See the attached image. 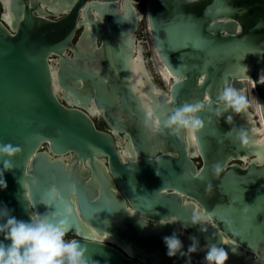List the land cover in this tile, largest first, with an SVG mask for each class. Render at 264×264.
<instances>
[{
	"label": "water",
	"instance_id": "95a60500",
	"mask_svg": "<svg viewBox=\"0 0 264 264\" xmlns=\"http://www.w3.org/2000/svg\"><path fill=\"white\" fill-rule=\"evenodd\" d=\"M2 10L0 148L19 150L0 153V171L11 165L0 207L27 220L67 205L68 234L99 264H173L162 244L173 231L185 247L190 235L223 247L225 264H264V157L253 137L264 126V0H144L146 38L169 77L158 91L144 66L147 107L129 78L135 0H9L10 26ZM228 86L251 90L258 114L249 106L218 118ZM205 98L201 129L164 128L172 110ZM149 111L156 130L144 123ZM194 213L209 215L206 231L191 225Z\"/></svg>",
	"mask_w": 264,
	"mask_h": 264
},
{
	"label": "clouds",
	"instance_id": "9594fccd",
	"mask_svg": "<svg viewBox=\"0 0 264 264\" xmlns=\"http://www.w3.org/2000/svg\"><path fill=\"white\" fill-rule=\"evenodd\" d=\"M203 78V77H202ZM207 103L203 102L184 104L175 108L163 120L164 128L172 133H179L187 130L192 134L201 129L202 120L198 117ZM217 107L215 115L219 118L224 113H241L248 107L245 96L240 94L231 86L223 87L217 96ZM225 122H230L231 116H224ZM150 129H155V118L151 111L147 113L144 121ZM243 138V133L240 134ZM247 142L246 140L244 141ZM19 149L9 147L0 148V153H6L11 157ZM3 170L11 169V165L5 161ZM3 170L0 171V190L6 188L3 179ZM12 210L3 205L0 207V264H99L98 261L85 257V248L74 238L68 237L67 219L71 214V208L65 205L63 211L51 210L43 214L30 213L27 220L18 219L11 215ZM175 217L170 222H175ZM205 221H209V215L194 213L191 216V225H201L199 231L204 232ZM165 221H162V224ZM189 243L186 247L180 237L173 231L171 234L162 237V244L165 248V255L175 260L184 258L185 264H190L191 254L204 250V264H225L228 253L215 242L200 245L196 236H189Z\"/></svg>",
	"mask_w": 264,
	"mask_h": 264
},
{
	"label": "bare ground",
	"instance_id": "6f19581e",
	"mask_svg": "<svg viewBox=\"0 0 264 264\" xmlns=\"http://www.w3.org/2000/svg\"><path fill=\"white\" fill-rule=\"evenodd\" d=\"M8 3L9 0H0V4L1 7H3L2 10V17L4 19V21L10 26L11 25V17L10 14L8 12ZM42 9H45V7H42ZM140 16V15H139ZM147 44L150 50H152L151 45L149 43V41L147 40ZM137 53L134 56V62H133V66L131 68V74H130V82H131V86L134 89V91L136 92V94L138 96H140V98L142 99V103H144V105L147 107V96L145 94V87H144V81H143V77H142V71L144 72V74H147V71L144 69V66L146 67L144 58H143V54H142V47L141 45L137 42ZM52 62H54V60H51ZM151 63H153V68H155L157 70V74L160 77V80H162L164 83H166V81L168 80L169 77L168 73L164 70H162V65L160 64V61L158 60V58L156 57L155 52L152 50V59H151ZM161 67V68H160ZM53 90L55 92V94L59 95V89L56 85L53 86ZM158 91L160 89H157ZM240 94H242V92H239ZM249 106L252 108V110L258 114V107H257V103H256V98L254 96V94H252L251 90L249 92ZM89 113L93 116V117H97V115H99V111H97L93 106H90L88 108ZM254 127V126H252ZM253 137H254V141L259 144V148L260 151L263 153H261V157L258 159L260 160L262 157H264V126L261 125V127H254L253 128ZM118 142L121 144L122 139L118 138ZM262 149V150H261ZM120 156L123 159H126L127 154L125 151H123L122 149L119 151ZM193 155L196 154L195 151H192ZM64 158H69L68 156H65ZM86 234L88 235V237H90L91 239H95V240H99V241H106V242H113L112 238L108 235L105 234H97L96 232L92 231L91 229L86 230ZM122 249L124 250V252L130 256V257H134V254L132 252V250L130 249L128 244H121ZM241 253V251H240ZM247 256V255H246ZM202 264H204L203 261V257H202Z\"/></svg>",
	"mask_w": 264,
	"mask_h": 264
},
{
	"label": "rangeland",
	"instance_id": "374dc122",
	"mask_svg": "<svg viewBox=\"0 0 264 264\" xmlns=\"http://www.w3.org/2000/svg\"><path fill=\"white\" fill-rule=\"evenodd\" d=\"M136 2V8L138 10V12L142 15V18L140 19V21L138 22V26H136V31H135V35H136V39H137V42L141 45L142 47V53L144 55V57L146 58H149V60H146L145 62V65L146 67L149 69V72L152 76V79L155 83V85L160 89L163 87V84L161 82V80L158 78V76L154 73L153 71V68H152V65H151V53L148 52V45H147V42H146V33H145V19H144V0H135ZM242 95L245 96L246 100L248 101L249 100V92L247 91L246 93H242ZM248 106H249V101H248ZM94 120V123L95 125L100 128V129H106L105 125L96 117L93 118ZM198 161V160H196ZM199 162V161H198ZM197 162V163H198ZM68 237H71L73 238V235L71 234H68Z\"/></svg>",
	"mask_w": 264,
	"mask_h": 264
},
{
	"label": "flooded vegetation",
	"instance_id": "af4514ba",
	"mask_svg": "<svg viewBox=\"0 0 264 264\" xmlns=\"http://www.w3.org/2000/svg\"><path fill=\"white\" fill-rule=\"evenodd\" d=\"M146 42H147V38H146ZM148 45V44H147ZM148 52H150L151 53V56H152V50H150L149 48H148ZM143 54V53H142ZM143 58H144V61H146V60H149V58H146V57H144V55H143ZM152 59V58H151ZM150 59V60H151ZM147 65V64H146ZM151 65H152V68H153V63H151ZM146 68V70L149 72V69L147 68V67H145ZM156 69L155 68H153V71H154V73L158 76V78L160 79V77H159V75L157 74V72L155 71ZM154 82V81H153ZM162 82V81H161ZM163 84V83H162ZM163 88V87H162ZM161 88V89H162ZM249 107V106H248ZM92 118H94L93 116H92ZM96 118H98V117H96ZM101 122H102V120L100 119V118H98ZM94 121V120H93ZM103 123V122H102ZM95 124V123H94ZM104 124V123H103ZM105 125V124H104ZM96 126V125H95ZM106 127V126H105ZM96 128L97 129H99V130H106L107 129V127H106V129H100V128H98L97 126H96ZM196 160H198V161H196ZM198 162V163H197ZM195 163H196V165L197 166H199L200 165V159H195ZM238 164H240V162H237ZM111 243V242H110Z\"/></svg>",
	"mask_w": 264,
	"mask_h": 264
}]
</instances>
